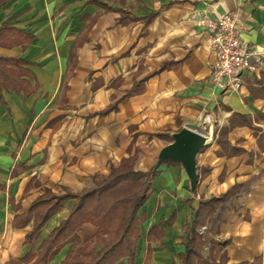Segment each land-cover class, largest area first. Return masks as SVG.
Returning <instances> with one entry per match:
<instances>
[{"label":"crops","instance_id":"obj_1","mask_svg":"<svg viewBox=\"0 0 264 264\" xmlns=\"http://www.w3.org/2000/svg\"><path fill=\"white\" fill-rule=\"evenodd\" d=\"M236 10L242 46L260 63L239 92L223 93L211 82L209 34L196 21ZM5 25L15 33L0 57L24 61L29 89L36 88L26 97L1 91L0 264H37L41 242L67 217L72 201L25 242L30 206L45 190L91 187L93 175L107 176L134 152L136 169L147 172L182 127L210 140L196 157L197 184L189 190L179 164L157 169L139 211L136 264L156 225L163 236L150 241L148 264H179L199 201L227 193L199 229L203 259L264 264V0H0ZM223 127L224 149L216 141ZM96 230L84 224L77 235L84 241ZM67 250L46 264H62Z\"/></svg>","mask_w":264,"mask_h":264},{"label":"trees","instance_id":"obj_2","mask_svg":"<svg viewBox=\"0 0 264 264\" xmlns=\"http://www.w3.org/2000/svg\"><path fill=\"white\" fill-rule=\"evenodd\" d=\"M13 33L15 31L8 26H2L0 45H3ZM13 42H10L9 46L14 45ZM77 46L79 43H75L72 48L69 68L75 63L74 51ZM25 65L24 61L17 58L0 57V101L2 90L23 91L25 97L35 92L36 86L29 89L25 79L31 78ZM137 92V89H134L125 96ZM115 106V103L110 104L97 115H107L115 110ZM228 132L229 127H223L218 132L216 141L223 145V149ZM171 141V138H168V142ZM138 157V152H134L131 156L121 159L117 165L111 166L107 176L99 173L93 175L91 187L83 188L76 193L62 190L55 194L45 190L31 204L29 211L33 226L25 239V242L29 243L38 237L41 228L49 219L62 209L63 202L72 201L67 217L41 242L37 264H46L65 246H68V250L62 264H136L137 243L141 237L140 224L145 221L144 214H139V211L149 199L151 182L158 175V171L153 169L147 172L137 170ZM167 164L176 163L167 162L162 165ZM229 196L230 193H227L217 198L199 201L190 227L186 225L184 229L188 239L184 244V252L179 254V264H226L224 256L218 263L203 259L202 247L205 239L199 233V229L206 225L219 204ZM114 216H117L116 228L109 226ZM171 220L170 218L166 225H170ZM84 224H91L97 230L93 236L81 241L77 233ZM162 236L161 225L149 230L146 235L147 246L143 264H148L150 258V241L158 243ZM32 256V253L29 254V258Z\"/></svg>","mask_w":264,"mask_h":264},{"label":"built area","instance_id":"obj_3","mask_svg":"<svg viewBox=\"0 0 264 264\" xmlns=\"http://www.w3.org/2000/svg\"><path fill=\"white\" fill-rule=\"evenodd\" d=\"M196 24L208 32L209 46L215 55L211 82L223 93L239 92L242 78L254 73L260 63L255 52L242 46L239 11L221 14L214 20L200 19Z\"/></svg>","mask_w":264,"mask_h":264},{"label":"water","instance_id":"obj_4","mask_svg":"<svg viewBox=\"0 0 264 264\" xmlns=\"http://www.w3.org/2000/svg\"><path fill=\"white\" fill-rule=\"evenodd\" d=\"M171 142L162 147L155 160L153 170L162 164L172 162L179 164L189 182V190L193 191L198 178L196 173V157L199 151L209 144L210 140L203 134L188 127L170 135Z\"/></svg>","mask_w":264,"mask_h":264},{"label":"rangeland","instance_id":"obj_5","mask_svg":"<svg viewBox=\"0 0 264 264\" xmlns=\"http://www.w3.org/2000/svg\"><path fill=\"white\" fill-rule=\"evenodd\" d=\"M117 224H118V223H117V216H114V217H113V222L110 223L109 226H111L112 228H116Z\"/></svg>","mask_w":264,"mask_h":264}]
</instances>
